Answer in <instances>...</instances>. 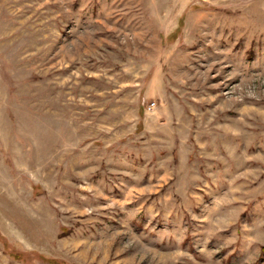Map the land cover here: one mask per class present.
<instances>
[{
	"label": "rangeland",
	"instance_id": "374dc122",
	"mask_svg": "<svg viewBox=\"0 0 264 264\" xmlns=\"http://www.w3.org/2000/svg\"><path fill=\"white\" fill-rule=\"evenodd\" d=\"M263 247L264 0H0V264Z\"/></svg>",
	"mask_w": 264,
	"mask_h": 264
},
{
	"label": "built area",
	"instance_id": "2783aa9c",
	"mask_svg": "<svg viewBox=\"0 0 264 264\" xmlns=\"http://www.w3.org/2000/svg\"><path fill=\"white\" fill-rule=\"evenodd\" d=\"M154 106H155V103H153V104L149 107V109H152Z\"/></svg>",
	"mask_w": 264,
	"mask_h": 264
},
{
	"label": "trees",
	"instance_id": "16d2710c",
	"mask_svg": "<svg viewBox=\"0 0 264 264\" xmlns=\"http://www.w3.org/2000/svg\"><path fill=\"white\" fill-rule=\"evenodd\" d=\"M263 249H264V247H263Z\"/></svg>",
	"mask_w": 264,
	"mask_h": 264
}]
</instances>
